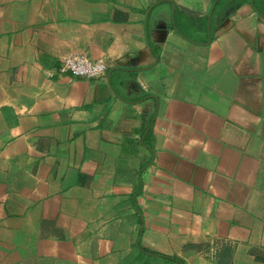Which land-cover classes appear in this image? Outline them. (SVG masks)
Listing matches in <instances>:
<instances>
[{"label":"crops","instance_id":"crops-1","mask_svg":"<svg viewBox=\"0 0 264 264\" xmlns=\"http://www.w3.org/2000/svg\"><path fill=\"white\" fill-rule=\"evenodd\" d=\"M236 1L0 0V264H264V0Z\"/></svg>","mask_w":264,"mask_h":264},{"label":"built area","instance_id":"built-area-1","mask_svg":"<svg viewBox=\"0 0 264 264\" xmlns=\"http://www.w3.org/2000/svg\"><path fill=\"white\" fill-rule=\"evenodd\" d=\"M62 70L70 71L76 77L99 78L104 75L107 65L103 60L91 61L82 54H69L63 59Z\"/></svg>","mask_w":264,"mask_h":264},{"label":"trees","instance_id":"trees-1","mask_svg":"<svg viewBox=\"0 0 264 264\" xmlns=\"http://www.w3.org/2000/svg\"><path fill=\"white\" fill-rule=\"evenodd\" d=\"M237 1H243V2H244L245 0H237ZM237 1H236V2H237Z\"/></svg>","mask_w":264,"mask_h":264}]
</instances>
